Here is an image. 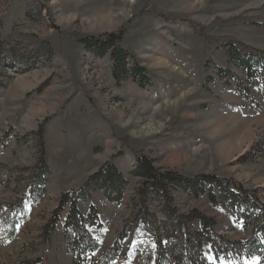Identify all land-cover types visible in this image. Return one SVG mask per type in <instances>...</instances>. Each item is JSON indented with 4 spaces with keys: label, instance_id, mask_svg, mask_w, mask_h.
<instances>
[{
    "label": "rangeland",
    "instance_id": "1",
    "mask_svg": "<svg viewBox=\"0 0 264 264\" xmlns=\"http://www.w3.org/2000/svg\"><path fill=\"white\" fill-rule=\"evenodd\" d=\"M121 26V45L146 68L148 86L131 74L118 83L110 57L78 41ZM227 41L264 50V0H0V264H90L72 252L69 206L54 229L51 222L62 194L107 161L128 185L120 203L97 191L78 204L100 211L95 259L167 264L172 208L212 219L228 242L254 239L225 202L173 188L145 193L133 174L145 155L161 171L238 182L264 204V98L247 100L218 75L230 69ZM234 264L264 262L239 256Z\"/></svg>",
    "mask_w": 264,
    "mask_h": 264
},
{
    "label": "trees",
    "instance_id": "2",
    "mask_svg": "<svg viewBox=\"0 0 264 264\" xmlns=\"http://www.w3.org/2000/svg\"><path fill=\"white\" fill-rule=\"evenodd\" d=\"M165 17L168 20L173 19L171 16ZM124 33L125 26H121L116 31L80 37L78 41L94 56L110 57L111 75L118 83L131 74L139 86H148L151 83V76L146 68L137 61L130 50L121 45ZM221 44L229 55L228 63L231 70L219 68L218 75L227 83L236 84L238 93L247 100H252L256 96L264 98V50H248L232 41ZM234 67L242 74L232 71ZM42 131L43 127L40 126L37 133L42 134ZM44 155L45 151L42 149L40 156L46 168ZM133 174L142 181L141 189L145 193L156 192L162 195L169 188H173L193 197L206 196L213 204L225 202L228 208L235 211L238 222L247 224V228L254 227V239L239 243L228 242L215 233L216 225L212 219L197 212L183 217L172 208L167 214L170 224L164 225L168 240L167 244H164L162 262L172 264L176 260L175 263L179 264L181 257L183 264H234V260L239 256L246 261V259L252 260L256 255L264 262V204L255 191H249L242 184L222 179L215 174L204 173L189 177L173 171H161L145 155L137 157ZM127 182L128 179L116 164L107 161L86 179L79 190L62 194L56 211L57 216L51 222V227L52 229L56 227V223L60 220L59 213L69 206L64 229L73 235L70 245L76 259L89 260L90 264L109 263L111 255L101 260L93 257V254L101 248L100 241L91 231L103 227L99 208L91 204L88 212L84 213L78 204L80 201H87L92 193L97 191H102L108 201L120 203ZM194 221L198 226L195 230H191L188 224ZM172 238H176L178 243L171 247ZM157 241L162 243L160 238Z\"/></svg>",
    "mask_w": 264,
    "mask_h": 264
}]
</instances>
